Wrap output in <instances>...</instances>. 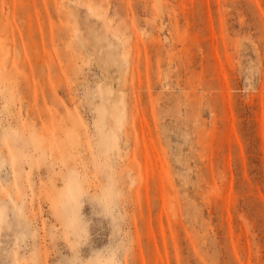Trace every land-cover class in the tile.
I'll return each mask as SVG.
<instances>
[{"label": "rangeland", "instance_id": "374dc122", "mask_svg": "<svg viewBox=\"0 0 264 264\" xmlns=\"http://www.w3.org/2000/svg\"><path fill=\"white\" fill-rule=\"evenodd\" d=\"M0 264H264V0H0Z\"/></svg>", "mask_w": 264, "mask_h": 264}, {"label": "bare ground", "instance_id": "6f19581e", "mask_svg": "<svg viewBox=\"0 0 264 264\" xmlns=\"http://www.w3.org/2000/svg\"><path fill=\"white\" fill-rule=\"evenodd\" d=\"M157 1H161V0H157ZM159 3V2H158ZM100 12V11H99ZM111 23V22H110ZM115 34H117V33H115ZM120 35V34H119ZM121 36V35H120ZM118 37V36H117ZM116 37V40L118 39ZM125 40V39H124ZM123 40V41H124ZM120 42H122L121 41V39H120ZM123 44H124V42H123ZM130 45V44H129ZM129 47V46H128ZM130 47H131V45H130ZM129 49V48H128ZM130 50V49H129ZM136 53V52H135ZM124 55H128V53H124ZM116 57V56H115ZM117 58H119V57H117ZM128 58V57H127ZM115 60H117L116 58H115ZM119 61V60H118ZM117 61V62H118ZM116 62V63H117ZM124 62H126V63H128V62H130V60L129 59H124ZM134 62V61H133ZM120 64H123V60H122V62L120 63ZM133 66H134V64H133ZM122 67V66H121ZM128 68V67H127ZM133 69V68H132ZM124 82H126L125 80H124ZM110 82H108V84H109ZM112 84H113V82H111ZM110 83V84H111ZM108 84H107V88H104V85L103 86H99V89H98V91H99V97H100V105L98 106V110H99V118H98V115H97V118L98 119H102V120H104V118L106 117V115H107V113H110L111 115H112V113H111V111H109V109H110V107H111V104L115 101L116 103L118 102V101H116L117 99H119L120 101H121V103H124V104H126V103H128V101H126L125 102V98L126 97H124V96H121V98L119 97H117L116 96V94L118 93V94H120L117 90H116V88H113V87H111V85L109 84V86H108ZM119 84H120V82H119ZM126 84V83H125ZM124 83H123V85H125ZM127 85H128V83H127ZM113 86V85H112ZM119 86V85H118ZM121 86V85H120ZM119 86V87H120ZM125 87V86H124ZM121 88H123V87H121ZM121 88H119V89H121ZM125 88H128V86L127 87H125ZM114 89H115V92L117 91V93L115 94L114 93ZM120 96V95H119ZM126 96V95H125ZM115 107H117V106H115ZM119 108V107H118ZM117 110V109H116ZM118 111V110H117ZM116 111V112H117ZM114 112V111H113ZM114 112V117L116 118V121H117V123L119 124V126H122V124H123V119H124V114L123 113H119V112ZM116 113V114H115ZM106 140L107 141H111L112 142V146H114V147H119L120 146V139H119V137H118V135L115 133V134H109V135H107V138H106ZM131 168V167H130Z\"/></svg>", "mask_w": 264, "mask_h": 264}]
</instances>
